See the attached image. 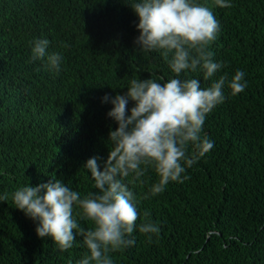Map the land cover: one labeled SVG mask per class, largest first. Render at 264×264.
Listing matches in <instances>:
<instances>
[{"label": "trees", "instance_id": "trees-1", "mask_svg": "<svg viewBox=\"0 0 264 264\" xmlns=\"http://www.w3.org/2000/svg\"><path fill=\"white\" fill-rule=\"evenodd\" d=\"M125 2L0 0V196L8 194L0 200V264H76L87 253L80 235L66 251L51 236L39 237L38 221L15 207L12 193L54 178L82 195L96 191L83 165L95 156L103 169L105 142L117 127L102 97L125 93L132 78H175L158 52L138 49V16ZM195 2L219 21L209 49L223 67L210 80L201 72L179 78H198L206 88L240 70L247 86L232 95L226 83L224 101L203 125L214 147L186 167L187 179L148 199L154 170L143 185L129 184L140 214L135 243L110 253L114 264H264V0H230L231 8ZM44 38L48 53L52 46L63 55L58 74L46 57L30 61V42ZM145 211L160 228L151 238L139 231Z\"/></svg>", "mask_w": 264, "mask_h": 264}, {"label": "clouds", "instance_id": "clouds-1", "mask_svg": "<svg viewBox=\"0 0 264 264\" xmlns=\"http://www.w3.org/2000/svg\"><path fill=\"white\" fill-rule=\"evenodd\" d=\"M19 4L21 0H16ZM125 2V0H124ZM127 3L138 16L135 40L138 49L156 51L168 63L175 78L160 83L151 78H132L127 91L109 97L103 102L112 107L107 112L117 124L109 131L106 145L109 152L101 170L98 158H89L83 167L94 180L96 191L72 190L60 179L31 186L24 185L12 193L16 208L38 221L35 231L39 237L51 236L60 251L75 245L76 235L82 237L87 253L76 264H114L110 253L123 251L135 243L139 212L137 197L129 184L143 185L146 172L154 170L158 181L142 198L162 193L169 182L182 183V175L213 147L203 125L207 115L225 99L224 87L236 95L245 90L244 72L237 70L230 80L226 75L202 88L195 77L180 79L181 74L201 72L210 80L223 67L214 62L209 46L220 30L219 21L211 8L195 0H130ZM216 6L231 8L230 0H214ZM30 61L46 57V68L58 74L63 55L50 47L47 38L30 42ZM94 46L102 48V43ZM62 47H67L62 44ZM110 48V46L108 45ZM129 101L133 102L128 107ZM189 145L193 151L189 154ZM128 183H125L127 178ZM8 194L0 196L6 200ZM141 233L158 234L160 228L144 212ZM80 220L90 221L84 228ZM68 264H72L69 260Z\"/></svg>", "mask_w": 264, "mask_h": 264}]
</instances>
